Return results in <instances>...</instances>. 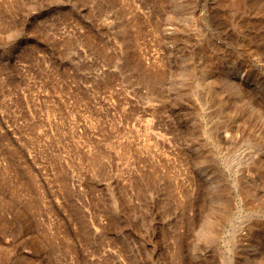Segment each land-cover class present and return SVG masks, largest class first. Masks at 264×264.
Wrapping results in <instances>:
<instances>
[{
  "label": "rangeland",
  "instance_id": "1",
  "mask_svg": "<svg viewBox=\"0 0 264 264\" xmlns=\"http://www.w3.org/2000/svg\"><path fill=\"white\" fill-rule=\"evenodd\" d=\"M0 1V264H264V0Z\"/></svg>",
  "mask_w": 264,
  "mask_h": 264
},
{
  "label": "bare ground",
  "instance_id": "2",
  "mask_svg": "<svg viewBox=\"0 0 264 264\" xmlns=\"http://www.w3.org/2000/svg\"><path fill=\"white\" fill-rule=\"evenodd\" d=\"M2 1H4V0H2ZM8 1H9V0H8ZM8 1H7V2H8ZM0 2H1V1H0ZM7 2H6V3H7ZM9 2H11V1H9ZM3 3H4V2H3ZM13 3H14V2H13ZM18 3H19V5L21 4L20 2H18ZM0 4H2V3H0ZM4 5H5V4H3V6H4ZM7 5H8V4H7ZM7 5H6V6H7ZM1 6H2V5H1ZM6 6H5V7H6ZM20 6H21V5H20ZM18 7H19V6H18ZM6 8H8V6H7ZM21 8H22V7H20V9H21ZM4 10H5V9H4ZM4 10H2V7H1V10H0V11H1V14H0L1 17H5V11H4ZM7 10H8V9H7ZM9 10H10V9H9ZM6 12H7V11H6ZM9 14H10V12H9ZM6 15H7V14H6ZM7 16H8V15H7ZM9 16H10V15H9ZM0 21H1V20H0ZM4 21H6V20H4ZM8 22H10V21H8ZM15 23H16V22H15ZM0 24L3 25V23H1V22H0ZM6 24H7V23H6ZM11 24H12V23H11ZM7 26H8V24H7ZM7 26H6V27H7ZM8 27H9V26H8ZM10 27H12V25H11ZM3 29H4V28H3ZM127 60H129V58H128ZM127 60H126V61H127ZM127 62H128V61H127ZM131 63H132V62H131ZM129 64H130V63H127V66H128ZM132 64H133V63H132ZM129 66H130V65H129ZM150 77H151V76H150ZM157 77H158V76H157ZM145 78H146V77H145ZM158 78H159V77H158ZM151 79H152V77H151ZM151 79H149V80H151ZM145 80H147V79H145ZM149 80H148V81H149ZM152 80H153V79H152ZM144 82H145V81H144ZM149 84H150V83H149ZM149 84H148V85H149ZM151 84H152V83H151ZM151 84L149 85L150 87H151ZM61 86H62V85H61ZM59 87H60V86H59ZM62 87H63V86H62ZM151 88H152V87H151ZM61 89H62V88H61ZM236 89H237V88H236ZM236 91H238L239 93L242 94V92H241L240 90L237 89ZM235 107L238 108V107H240V106H239V105H235ZM248 112H251V111L248 110ZM0 141H2V140L0 139ZM142 148H144V146H143ZM145 148H146V146H145ZM139 149H140V148H139ZM143 151H144V150H143ZM94 153H96V152H94ZM96 154H97V153H96ZM96 154H93V155H96ZM98 154H99V153H98ZM98 154H97V155H98ZM100 154H101V153H100ZM97 155H96V156H97ZM98 156H99V155H98ZM101 157H102V156H101ZM54 158H55V157H54ZM97 158H98V157H97ZM91 159H92V157H91ZM94 159H96V157H95ZM100 159H101V158H100ZM55 160H56V159H55ZM98 160H99V158H98ZM96 161H97V160H96ZM100 161H101V160H100ZM93 162H94V160L92 161V163H93ZM55 163H56V162H55ZM96 163H97V162H96ZM99 163H101V162H99ZM93 164H95V162H94ZM96 165L98 166V164H96ZM96 165H95V167H96ZM93 167H94V165H93ZM261 174L264 176V169H262ZM149 176H150V175H149ZM152 176H154V175H152ZM152 176H151V177H152ZM63 177H64V176H63ZM26 178H27V177H26ZM28 178H29V177H28ZM28 178H27V179H28ZM154 178H155V177H154ZM263 178H264V177H263ZM29 179H30V178H29ZM136 179L138 180L139 178L137 177ZM24 180H25V177H24ZM152 180H153V179H152ZM154 180H156V179H154ZM25 181H28V182H29L30 180H25ZM31 181H34V180H32V178H31ZM138 181H139V180H138ZM152 182H153V181H152ZM138 183H139V182H138ZM138 183H137V185H138ZM22 184H23V183H22ZM24 184H26V182H25ZM32 184H34V183H32ZM26 185H27V184H26ZM29 185L31 186V182H30V184H28L27 186H29ZM139 185H141V183H140ZM141 186H142V185H141ZM36 197H37V196H36ZM32 198L34 199V197H32ZM37 198H38V197H37ZM37 200H38V199H37ZM33 201H34V200H33ZM30 202H32V201H30ZM35 203H36V201L34 202V204H35ZM37 203H38V202H37ZM39 203H40V201H39ZM29 204H30V203H29ZM35 205L38 206L39 204H35ZM31 207H32V206H31ZM35 207H36V206H34L33 208L35 209ZM38 207H40V206H38ZM224 207H225V206H224ZM224 207H223V208H224ZM36 209H37V208H36ZM223 210H226V209L224 208ZM77 212H78V211H77ZM78 214H79V213H78ZM80 216H81V214H80ZM27 218H28V217H27ZM79 218H80V217H79ZM28 219H30V218H28ZM81 219H82V217H81ZM31 222H32V221H31ZM113 222H114V221H113ZM3 224H5V222H4ZM29 225H30V224H29ZM82 226H83V225H82ZM84 226H85V225H84ZM3 227H4V226H3ZM5 227H6V224H5ZM3 229H4V228H3ZM5 229H6V228H5ZM205 233H206V237H209V238H212V237H213V231L207 230V231H205ZM205 233H204V234H205ZM209 238H208V239H209Z\"/></svg>",
  "mask_w": 264,
  "mask_h": 264
}]
</instances>
